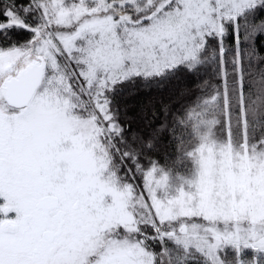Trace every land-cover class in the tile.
Wrapping results in <instances>:
<instances>
[{
  "label": "snow or ice",
  "instance_id": "1",
  "mask_svg": "<svg viewBox=\"0 0 264 264\" xmlns=\"http://www.w3.org/2000/svg\"><path fill=\"white\" fill-rule=\"evenodd\" d=\"M0 264H264V0H0Z\"/></svg>",
  "mask_w": 264,
  "mask_h": 264
},
{
  "label": "trees",
  "instance_id": "2",
  "mask_svg": "<svg viewBox=\"0 0 264 264\" xmlns=\"http://www.w3.org/2000/svg\"><path fill=\"white\" fill-rule=\"evenodd\" d=\"M171 155H172L173 157L175 156L174 153H172ZM185 167H186V165H185V166H181V167H174V168H173V173H175L176 171H181V172H183V171L185 170Z\"/></svg>",
  "mask_w": 264,
  "mask_h": 264
}]
</instances>
